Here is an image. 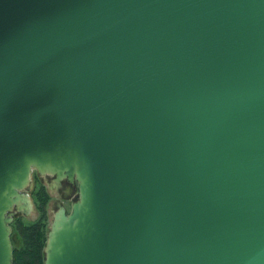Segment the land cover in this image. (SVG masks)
<instances>
[{
	"label": "water",
	"instance_id": "obj_1",
	"mask_svg": "<svg viewBox=\"0 0 264 264\" xmlns=\"http://www.w3.org/2000/svg\"><path fill=\"white\" fill-rule=\"evenodd\" d=\"M33 170L43 264H264V0H0V264Z\"/></svg>",
	"mask_w": 264,
	"mask_h": 264
},
{
	"label": "flooded vegetation",
	"instance_id": "obj_2",
	"mask_svg": "<svg viewBox=\"0 0 264 264\" xmlns=\"http://www.w3.org/2000/svg\"><path fill=\"white\" fill-rule=\"evenodd\" d=\"M24 192L31 200L32 209L28 214L13 210L10 223L12 253L14 249L24 248L25 254L34 253L36 259L40 254L43 264L44 248L54 213L59 208H64L67 214L70 212L72 203L79 195L77 182L33 170L29 188Z\"/></svg>",
	"mask_w": 264,
	"mask_h": 264
},
{
	"label": "trees",
	"instance_id": "obj_3",
	"mask_svg": "<svg viewBox=\"0 0 264 264\" xmlns=\"http://www.w3.org/2000/svg\"><path fill=\"white\" fill-rule=\"evenodd\" d=\"M40 209L42 207H39ZM12 264H42V256L39 254L38 259L34 257V253L24 252V248L14 249L12 253Z\"/></svg>",
	"mask_w": 264,
	"mask_h": 264
},
{
	"label": "bare ground",
	"instance_id": "obj_4",
	"mask_svg": "<svg viewBox=\"0 0 264 264\" xmlns=\"http://www.w3.org/2000/svg\"><path fill=\"white\" fill-rule=\"evenodd\" d=\"M59 179V178H58ZM58 182V181H57ZM59 183V182H58Z\"/></svg>",
	"mask_w": 264,
	"mask_h": 264
}]
</instances>
